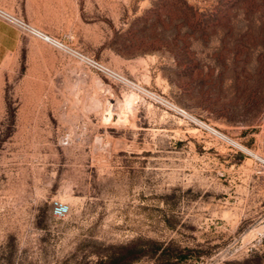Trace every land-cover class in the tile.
Listing matches in <instances>:
<instances>
[{"label": "rangeland", "instance_id": "374dc122", "mask_svg": "<svg viewBox=\"0 0 264 264\" xmlns=\"http://www.w3.org/2000/svg\"><path fill=\"white\" fill-rule=\"evenodd\" d=\"M49 3L28 21L250 153L27 35L0 61V264H264V0Z\"/></svg>", "mask_w": 264, "mask_h": 264}, {"label": "built area", "instance_id": "2783aa9c", "mask_svg": "<svg viewBox=\"0 0 264 264\" xmlns=\"http://www.w3.org/2000/svg\"><path fill=\"white\" fill-rule=\"evenodd\" d=\"M0 19L16 27L23 34L32 36L45 42L53 49L61 52L83 67L93 70L104 76L105 78L121 86H124L125 88H128L137 96H145L148 99L152 100L154 103L167 108L186 123L193 124L197 130L203 132L211 140L221 142L222 144H225L227 147H229V149L233 148L234 151L246 152L245 146H243L240 142L236 141L230 136H227L218 128L199 120L198 118L185 111L183 108H180L179 106L173 104L171 101L167 100L155 91L145 88L137 82L129 80L125 75L115 70L111 66L71 46L63 39L48 34L47 32L32 25L27 20L3 9L2 7H0Z\"/></svg>", "mask_w": 264, "mask_h": 264}, {"label": "crops", "instance_id": "0c3cea01", "mask_svg": "<svg viewBox=\"0 0 264 264\" xmlns=\"http://www.w3.org/2000/svg\"><path fill=\"white\" fill-rule=\"evenodd\" d=\"M49 2L50 0H0L1 4H11L10 7L17 12L14 14L27 21L31 19L38 23H41V18L48 11L47 6L51 4ZM51 5H54V3ZM25 36L27 35L16 27L0 19V61L7 54L21 48L25 41Z\"/></svg>", "mask_w": 264, "mask_h": 264}, {"label": "trees", "instance_id": "16d2710c", "mask_svg": "<svg viewBox=\"0 0 264 264\" xmlns=\"http://www.w3.org/2000/svg\"><path fill=\"white\" fill-rule=\"evenodd\" d=\"M181 257H184V256H181ZM129 262H131L130 258H126V260H122V261H120V262L117 263V264H126V263H129ZM108 264H109V263H108Z\"/></svg>", "mask_w": 264, "mask_h": 264}, {"label": "bare ground", "instance_id": "6f19581e", "mask_svg": "<svg viewBox=\"0 0 264 264\" xmlns=\"http://www.w3.org/2000/svg\"><path fill=\"white\" fill-rule=\"evenodd\" d=\"M245 151H246L247 153H250V150L247 149V148L245 149ZM253 155H254V154H253ZM258 159L260 160V162L262 161V163H264V158H260V157H259Z\"/></svg>", "mask_w": 264, "mask_h": 264}]
</instances>
